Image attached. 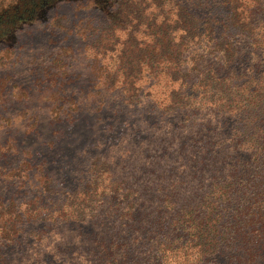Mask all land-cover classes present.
Masks as SVG:
<instances>
[{
    "label": "trees",
    "instance_id": "1",
    "mask_svg": "<svg viewBox=\"0 0 264 264\" xmlns=\"http://www.w3.org/2000/svg\"><path fill=\"white\" fill-rule=\"evenodd\" d=\"M48 19L97 62L96 115L74 187L0 200V264H264V0H0V127Z\"/></svg>",
    "mask_w": 264,
    "mask_h": 264
},
{
    "label": "rangeland",
    "instance_id": "2",
    "mask_svg": "<svg viewBox=\"0 0 264 264\" xmlns=\"http://www.w3.org/2000/svg\"><path fill=\"white\" fill-rule=\"evenodd\" d=\"M52 11L51 16L72 12L66 3ZM62 21L70 24L71 17ZM48 23L49 19L24 25L17 32L22 47L15 70H9L16 83L11 79L6 83V110L1 111L11 117L8 124L1 120L0 127V200L4 202L33 197L41 171L74 187L75 169L68 162L73 163L96 115L91 106L98 89L97 62L83 52L84 43L77 37ZM70 121L74 130L69 129ZM13 140L17 143L7 144ZM22 160L28 164H20Z\"/></svg>",
    "mask_w": 264,
    "mask_h": 264
}]
</instances>
